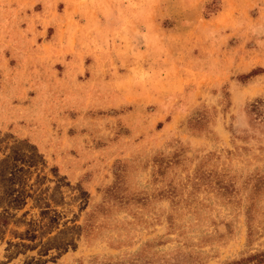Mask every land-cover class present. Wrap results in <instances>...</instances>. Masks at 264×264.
Returning <instances> with one entry per match:
<instances>
[{"label": "rangeland", "instance_id": "rangeland-1", "mask_svg": "<svg viewBox=\"0 0 264 264\" xmlns=\"http://www.w3.org/2000/svg\"><path fill=\"white\" fill-rule=\"evenodd\" d=\"M0 264H264V0H0Z\"/></svg>", "mask_w": 264, "mask_h": 264}]
</instances>
